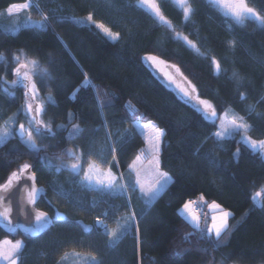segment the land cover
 <instances>
[{
  "label": "trees",
  "instance_id": "obj_1",
  "mask_svg": "<svg viewBox=\"0 0 264 264\" xmlns=\"http://www.w3.org/2000/svg\"><path fill=\"white\" fill-rule=\"evenodd\" d=\"M31 1L34 4L30 10L15 17L9 16L6 9L25 0H0V53L5 57L0 60V84L4 80L10 84L15 78L14 53L22 51L29 58L38 59L51 74L43 86L37 78L39 97L46 102L45 122L51 121L54 131L60 124L70 128L71 113L75 117L72 124L85 129L73 141L67 139V132L56 138L37 139L38 145L49 146L39 155L63 156L67 163L65 149L90 148L93 160L108 161L113 172L126 178L128 164L145 147L143 137L132 128L133 120L125 111V105L131 101L139 110L136 120L153 121L165 130L161 170L172 176V182L147 214H143L145 205L139 194L130 193L131 208L139 221L138 239L133 230L114 249L109 248L103 229L97 228L95 222L103 218L106 224L113 225L117 218L131 214L125 199L105 197L108 202H101L97 192L82 188L67 170L57 173L47 164L37 163L35 155L28 153L18 137H13L0 145V184L24 163L32 164L35 183L42 190L36 209L53 218V224L35 237L20 231L8 234L0 227V241L23 240V264H60L66 252L95 255L101 264H264V208L251 198L264 187V159L240 143L239 135L218 146L212 134L219 121L215 125L205 121L192 107L196 101L183 98L144 59L155 55L176 65L196 86L200 98L215 105L218 115L223 117L228 112L243 116L253 125L248 135L255 140L264 139V103L259 102L264 96V31L258 24L248 21L244 27H230L207 0H190L195 15L191 23H185L181 11L170 0H160L161 10L176 31L200 47L203 55H198L173 39L169 29L136 9V0ZM249 6L264 15V0H249ZM89 12L98 23L119 32L120 39L111 41L95 25L78 24L72 19L85 20ZM41 13L49 18L51 26L47 29L27 26L16 33L5 30L15 20L24 23L29 15L39 21ZM58 18L63 19L57 22ZM233 39L237 42L235 50L228 45ZM211 57L226 69L219 76L213 70ZM234 71L239 73L240 83L231 79ZM85 75L91 82L88 87L82 86ZM95 89L100 90L101 99L111 102L112 106L105 107L103 112L112 132L127 129L132 133L128 143L117 144L118 165L112 161L104 142L103 118ZM9 90L15 92L14 97L0 89V125L13 115L25 122L20 115L25 102L23 90ZM49 94L55 104L47 103ZM241 94L246 100H240ZM249 105H255L254 112L247 111ZM96 128L101 130L93 134L90 130ZM112 139L118 137L113 135ZM210 160L216 164H210ZM61 190L70 192V199L60 195ZM201 195L207 204L216 202L232 213L229 234L217 249L200 239L198 233L184 239L193 229L179 210L187 201L199 202L204 224L208 211L204 202L199 201ZM57 214L64 219H58ZM82 223L92 226V231H85Z\"/></svg>",
  "mask_w": 264,
  "mask_h": 264
},
{
  "label": "snow or ice",
  "instance_id": "obj_2",
  "mask_svg": "<svg viewBox=\"0 0 264 264\" xmlns=\"http://www.w3.org/2000/svg\"><path fill=\"white\" fill-rule=\"evenodd\" d=\"M170 2L178 8L185 23H191L192 17L195 15V9L192 7L190 0H170ZM209 6L216 9L229 23V26L244 27L246 22L255 21L260 29L264 31V15L256 8L249 6V0H207ZM31 2H25L22 4H12L6 9L9 15L19 13L21 11L30 9ZM38 7V5H37ZM138 10H142L148 15L155 24L169 29L174 35L173 39L183 42L188 48L192 49L198 55H203L200 52V47L189 40L187 36L177 32L172 22L167 19L161 10L160 0H136L134 6ZM28 21L31 26L37 29H47L50 27L49 18L46 14L41 13V19L39 21H31V16H28ZM63 18H58L57 22H61ZM78 24H92L96 28L100 29L104 35L112 41H118L120 39L119 32H113L111 28L106 27L104 23H98L94 18L92 12H89L85 20H76L72 18ZM19 27V26H17ZM6 31H15V28H6ZM236 41H228V45L231 49L235 50ZM150 62L149 67L155 65L157 68L164 66L172 71L164 72V76L167 78V82L170 85H175L182 93L183 98H186L189 102L195 100L196 103L192 104V107L202 116L205 121H209L215 125L216 121H219L217 131L212 135L215 138L217 145L221 146L222 141L234 140L236 136H240V143H243L247 148L256 155H259L261 159H264V139L255 140L248 135L252 130L253 125L248 124L243 116H238L235 113L232 114L231 119L222 118L218 115L216 107L209 100L201 99L197 92L196 86L192 85L187 77L183 76L180 69L174 64H168L165 60L155 55H149L144 58ZM0 60H5V57L0 53ZM15 67L13 68V74L15 78L10 82L4 80L0 84V89L3 93L10 98L15 96L14 91L9 89L20 88L23 90L24 104L20 109V115L25 117V123H19L16 117H10L3 121L0 125V145L8 142L13 137H18L21 143L25 146L29 154L35 155L37 163H43L50 166L52 170L59 173L62 170H67L71 175L79 180L80 185L85 189L97 192L101 197V202H108L105 197L108 198H123L127 202L126 206L130 211V215L124 218L123 224L118 223L114 229H109L106 224L99 218H97V228L103 229V234L108 239V247L115 248L130 231L135 230L138 239L139 234V221L136 218L135 211L131 208V195L130 193H138L139 199L144 203L145 209L143 214H147L150 206L160 195L167 189L168 185L172 182V176L167 172L161 170L160 152L163 138L166 135L165 130L160 128L155 122L148 121L147 123H140L135 117L138 114L131 101L125 105V111L129 114V118L133 120L132 128L142 136L145 140L146 147L141 149L140 153L128 164L129 180L125 181L123 174L117 175L112 170V164L108 161L97 163L92 159V152L89 148L88 151H81L77 148L65 149L64 154L68 157L69 162H65L63 156H57L50 158L47 156L41 157L39 154L41 151H45L48 145H38L37 139L56 138L58 134L67 132V139L73 141L80 138L85 129L81 128L79 124H72L75 118L73 114H68V121L71 124L57 125L56 130H53L52 122H45L43 117L47 114L46 102L39 97L40 89L37 86V78L40 80L41 86L44 85L47 79H51V74L48 69L44 67L38 59L29 58L26 53L18 52L14 53L12 57ZM211 62L214 72L219 76L226 69H223L221 62L215 57H211ZM162 70V69H161ZM179 76L181 81L187 84V87H182L177 82L176 77ZM237 83L241 82L239 73L233 72L232 77ZM91 82L85 75L83 81V87L90 86ZM79 91V89H77ZM96 91V103L101 112L103 118V132L104 142L109 150L111 159L115 164H119L117 160V144H126L132 137V133H129L127 129L121 131L117 129L115 133L112 132L108 125L106 118L104 117L103 109L105 107H111V102H106L101 99V93L99 89ZM75 96V93L73 94ZM104 93V96H107ZM240 100H246V96L241 94ZM261 103H264V96L260 98ZM47 103L55 104L54 98L49 94ZM247 111L249 113L255 111V105H249ZM224 116H228V112L224 113ZM2 119V117H0ZM18 124V127L14 125ZM27 125V126H26ZM100 128L90 130L93 134L100 132ZM113 135L118 137L117 140H113ZM92 142L90 141V144ZM236 155H240V149L237 148ZM147 161L148 167H144V161ZM210 164L215 165L216 161L210 160ZM84 165H87L85 168ZM32 164L24 163L17 171L11 173L9 178L4 184H0V226L7 229L10 233H16L18 229L28 236H38L41 233L46 232L53 223V218L48 217L47 213L36 211L34 206L37 203L38 197L42 194V190L35 186L36 173L31 171ZM134 177V179H132ZM22 178L32 181L31 185L23 186V192L18 197L19 215L25 218V223L15 222L13 217V188L19 185ZM66 200L70 199L71 193L60 191ZM264 196V187L260 191L256 192L251 198L261 208H264V199H260ZM200 202H204V197L201 195ZM50 203V202H49ZM196 204L199 207V202L187 201L183 204L180 210V215L185 219L186 223L193 229L192 233L185 235L184 239L187 241L194 234H199L200 239L209 242L214 249H217L223 243V237L229 234L230 225L228 223L229 218L232 217V213L224 211L221 206L215 202L210 205L204 202V206L210 207L213 210H220L219 215L211 216V223H208V217L205 216V222L202 226L201 215L199 212L193 210V205ZM32 205L33 209H29L28 206ZM107 215V214H106ZM58 219H64L57 214ZM85 231H92V229L84 225ZM25 243L23 240H8L0 241V264H23L22 256L25 250ZM73 255H79L73 253ZM179 255V253H177ZM69 253H64L61 257L60 264L67 259ZM87 264H101V261L97 259L95 255H91L87 260ZM223 264V261L220 262Z\"/></svg>",
  "mask_w": 264,
  "mask_h": 264
},
{
  "label": "rangeland",
  "instance_id": "obj_3",
  "mask_svg": "<svg viewBox=\"0 0 264 264\" xmlns=\"http://www.w3.org/2000/svg\"><path fill=\"white\" fill-rule=\"evenodd\" d=\"M25 2H29V0H25ZM25 2H22V3H25ZM30 2H31V6L34 4L31 0H30ZM22 3H20V4H22ZM31 8V7H30ZM30 9H27V10H24V11H29ZM24 11H21V12H19V13H14V14H12V15H9V16H18L19 14H21L22 12H24ZM31 21H33V22H36V20H33V19H31ZM17 26H19V27H17ZM27 26H31V24L29 23V21H28V19L26 20V21H24V23H22V24H19L18 23V21L17 20H15L10 26H8V28L9 29H12V28H15L16 30L15 31H11V32H13V33H16L17 31H18V29L20 28V27H27ZM33 27V26H32ZM100 30V29H99ZM101 31V30H100ZM102 32V31H101ZM103 33V32H102ZM104 34V33H103ZM112 41V40H111ZM147 57V56H146ZM150 63V62H149ZM153 66V68L157 71V72H159L160 74H162V76H163V78L167 81V78L164 76V72H166V71H172L173 73H174V70H170V69H168V68H165L164 66H160V68H157L155 65H152ZM162 69V70H161ZM176 79H177V82L178 83H180L181 84V86L182 87H187V84L185 83V82H183V81H181V79H180V77L179 76H177L176 77ZM171 86H173L174 87V89L180 94V95H182V93L179 91V89L175 86V85H171ZM232 114L233 113H230V114H228V116L227 117H225V116H223L222 118H226V119H231L232 118ZM10 117H16V116H10ZM9 117V118H10ZM25 118V117H24ZM7 120V119H6ZM19 123H25L26 124V121L24 122H19ZM141 123V122H140ZM143 124V123H142ZM27 126V125H26ZM14 127H18V124H16V125H14ZM144 139V138H143ZM145 141V140H144ZM145 147H146V143H145ZM144 147V148H145ZM160 154H161V152H160ZM69 162V161H68ZM98 163V162H97ZM144 167L145 168H147L148 167V163H147V161L145 160L144 161ZM86 168V167H85ZM128 171H129V169H128ZM119 175H121V173L120 174H118V176ZM132 179H134V177H132ZM124 180L125 181H128L129 180V175L125 178L124 177ZM169 186V185H168ZM83 188V187H82ZM90 190V189H89ZM138 194V193H137ZM264 196H262L261 198H263ZM260 198V199H261ZM216 203V202H215ZM211 204V203H210ZM209 204V205H210ZM218 204V203H217ZM182 209V207L180 208V210ZM221 209L222 210H224V211H229V210H226V209H224V208H222L221 207ZM179 210V211H180ZM193 210L194 211H197V212H199L200 213V215H201V217L204 215L203 213H204V211H203V209H202V207H197V205L196 204H194L193 205ZM207 211H208V217H209V221H208V223L210 224L211 223V216L212 215H219L220 214V210H213V209H211L210 207H207ZM230 212V211H229ZM128 215H130V214H126V215H124L123 217H121V218H117L116 220H115V223L113 224V225H110V224H108V222H107V224L104 222V219L103 218H99L100 220H102L103 222H104V224H106L107 226H108V228L109 229H114V228H116L117 227V224L118 223H120V224H123V222H124V218L126 217V216H128ZM204 218V217H203ZM202 219V218H201ZM230 219V218H229ZM97 221V220H96ZM228 223H229V221H228ZM201 224H202V226H203V223H202V220H201ZM95 226L97 227V225H96V222H95ZM9 240V239H8ZM69 253V256L67 257V259L65 260V261H63V263L64 264H87V260L90 258V256L91 255H88V254H83V253H79V252H68ZM73 253H78L79 255L77 256V255H73Z\"/></svg>",
  "mask_w": 264,
  "mask_h": 264
},
{
  "label": "water",
  "instance_id": "obj_4",
  "mask_svg": "<svg viewBox=\"0 0 264 264\" xmlns=\"http://www.w3.org/2000/svg\"><path fill=\"white\" fill-rule=\"evenodd\" d=\"M160 77H162V76L160 75ZM31 184H32V181L27 180L26 178H22V179L20 180V182H19V185H18L17 187L13 188V199H12V205H13V217H14V219H15V222H18V223H25L26 226H27V223H26V221H25V218H24L23 216L19 215L18 197H19V195L23 192V186H25V185H31ZM35 186L37 187L36 183H35ZM37 188H38V187H37ZM38 189H39V188H38ZM40 197H41V195H40ZM40 197H38L37 202L39 201ZM36 204H37V203H36ZM28 208H29V209H33V206H32V205H29ZM34 208H35L36 211H40V210L36 209V205L34 206ZM40 212H42V211H40ZM47 215H48V214H47ZM48 217H50V216L48 215ZM50 218H51V217H50ZM52 224H53V223H52ZM82 225L84 226L85 224L82 223ZM51 226H52V225H51ZM51 226H50V227H51ZM87 226H89V227L92 229V226H90V225H87ZM0 227H1L6 233L10 234V232H8L7 229H4L2 226H0ZM50 227H49V229H50ZM49 229H48V230H49ZM48 230H47V231H48ZM17 231H20V232L23 233V231L20 230V229H18ZM44 233H45V232H44ZM41 234H43V233H41ZM41 234H39V235H41ZM39 235H38V236H39Z\"/></svg>",
  "mask_w": 264,
  "mask_h": 264
}]
</instances>
